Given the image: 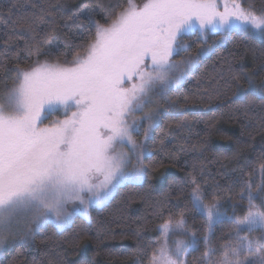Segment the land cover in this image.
<instances>
[{
	"label": "snow or ice",
	"instance_id": "6c2138e0",
	"mask_svg": "<svg viewBox=\"0 0 264 264\" xmlns=\"http://www.w3.org/2000/svg\"><path fill=\"white\" fill-rule=\"evenodd\" d=\"M219 2L125 0L105 7L103 0H95L67 18L75 27L88 24L94 31L76 46L79 51L64 41L69 50L63 53L60 33L67 24L59 23L61 3H32L31 13L24 4L9 7V13L15 8L19 15L10 21L11 31L0 35V40L8 36L0 68L14 73L0 95V249L7 251L18 239L27 243L49 222L63 231L77 211L70 212L69 204L79 202L87 217L90 205L104 206L120 187L143 183L144 160L150 155L147 141L162 118L159 111L145 109L157 97L175 108L177 101L168 98L170 87L190 76L213 51L200 47L192 53L184 37L249 30L264 36V8L257 10L255 0H223V11ZM97 8L104 13L103 22L94 15ZM181 53L187 54L173 59ZM22 59L31 62L20 66ZM12 60L16 66L8 68ZM258 98L264 102V91ZM60 110L64 119L40 126ZM141 127L144 141L138 143L133 134ZM118 147L127 151L117 152ZM259 174L255 190L251 181H242L240 200L246 198L247 207L234 203L231 216L221 211L219 199L205 204V191L189 174L192 209L206 217L208 227L204 251L193 264H264V164ZM242 209L241 218L237 212ZM164 211L161 206L157 215ZM225 220L234 227L228 241L216 248L210 236ZM159 230L162 241L148 257L149 264H189L187 257L200 251L183 215ZM253 232L259 235L251 236ZM218 251L219 259H213ZM144 255L142 249L137 264Z\"/></svg>",
	"mask_w": 264,
	"mask_h": 264
},
{
	"label": "trees",
	"instance_id": "16d2710c",
	"mask_svg": "<svg viewBox=\"0 0 264 264\" xmlns=\"http://www.w3.org/2000/svg\"><path fill=\"white\" fill-rule=\"evenodd\" d=\"M56 2L63 5L59 23L67 24L60 33V51L69 50L66 40L74 46L73 51L81 50L76 46L89 39L87 33L94 27L85 24L78 28L67 18L86 4L94 5L95 0H0V35L11 31L10 21L18 19L15 8L9 13L12 4H24L31 13L32 3L46 6ZM103 2L107 7L125 0ZM255 5L257 10L264 8V0H255ZM94 15L102 21L104 13L97 8ZM4 40H8L7 35L0 40V51ZM30 62L22 59L20 66ZM7 66H16V61ZM13 76L0 68V90L5 83L11 84ZM262 91L264 37L231 33L183 83L168 92V98L177 101L175 108L162 100V118L147 141L150 155L144 160L147 174L143 183L120 187L114 198L92 210L88 219L75 218L63 231L46 226L27 243H13L1 255L0 264H137L142 249L146 250L142 264H149L148 257L162 239L159 225L175 222L181 215L199 240L200 251L187 257L193 264L204 251L208 227L206 218L190 203L192 175L205 191L204 203L219 199L227 212L234 203H245L240 200L242 181L249 180L256 188L259 168L264 164V102L258 98ZM161 206L165 211L159 216ZM233 227L227 220L217 223L211 245L219 248L228 241ZM220 255L218 251L213 259Z\"/></svg>",
	"mask_w": 264,
	"mask_h": 264
},
{
	"label": "rangeland",
	"instance_id": "374dc122",
	"mask_svg": "<svg viewBox=\"0 0 264 264\" xmlns=\"http://www.w3.org/2000/svg\"><path fill=\"white\" fill-rule=\"evenodd\" d=\"M141 3H143V2H141ZM141 3H139V4H141ZM219 10H220V11H223V10H224L223 0H220V2H219ZM233 32H236V33H249V34L256 35V36H258V37H260V38H263V37H264V36H261V35H259V34H257V33H254V32L251 31V30H249V31H245V32H241V31H233ZM233 32L226 33V34H224V35H221V34H219V33L207 32V33H205L203 36H201L198 32H194V33L191 34V35H187V36H185V37H184V40H185V42H187V43H189V44L191 45L190 49H191V48H194L195 46H197L198 48H200V47H208V48H210V49L213 50L215 47H217V46L221 45L222 43H224V41L227 39V37H228L231 33H233ZM198 43H199V44H198ZM194 45H195V46H194ZM186 54H187V53H181L180 55L173 57V59L176 60V61H179V60H180L184 55H186ZM187 78H188V77H186V78H184L182 81H180V82H179V85H180L181 83H183V82L185 81V79H187ZM179 85H178V86H179ZM176 87H177V86H176V84L174 83V84L170 87L169 91H170L171 89L176 88ZM2 94H3V88L0 90V95H2ZM162 100H163V99H162V98H159V97L154 98L153 103L150 104L149 107L145 109V111H148L149 109H155V110L159 111V109H160V104H162V103H161ZM73 110H74V109H73ZM70 114H71V113H69V115H70ZM136 115H137V117H139L140 115H142V113H137ZM62 119H64L63 110H60L59 112H54L52 115H50L46 120L43 121V123H42L40 126H41V127L50 126L51 123H52L53 121H56V120H62ZM152 131H153V130H152ZM151 134H152V133H151ZM133 138H134L138 143L143 142V141H144V128L141 127L138 133H134V134H133ZM120 151H127V148H126V147H124V148L118 147V148H117V152H120ZM146 156H147V154H146ZM259 182H260V174L258 175V180L256 181V185H258ZM253 190H255V188H254ZM244 202H245V203H244V204H241V205L243 206V208H246V207H247V199H246V198L244 199ZM107 203H108V202H107ZM107 203H106V204H107ZM256 203L259 204L260 201H256ZM205 204H206V203H205ZM101 207H103V206L90 205V206L87 208V210H86V211H87V217H85V215L83 214L84 209H83L82 206L79 204V202H76L75 204H69V205H68V210H69L70 212H72L73 209H77V211L74 212V214H73V216H72V221H73L75 218H80V217H81V218H84V219H88V218H89V214H90V212H91L92 210H94V209H99V208H101ZM221 211L225 214V216H231L232 213H233V208L231 207L230 212H227V211H225V208L222 206ZM240 211L242 212V214H241V215H237V216L242 218V216H243V214H244L243 209L240 210ZM205 218H206V217H205ZM206 220H207V219H206ZM71 223H72V222H71ZM47 226H52V227H54V228L57 229V227H56V225H55L54 222H49V223L47 224ZM64 229H65V228H64ZM241 235H242V236H248L249 234H248V233H242ZM258 235H259L258 232H253V233H251V236H258ZM172 239L174 240V239H176V237H173ZM19 241H22V240H19V239H18V240H16V241H14L13 243L15 244L16 242H19ZM161 241H162V239H161ZM13 243H12V244H13ZM12 244H11V245H12ZM11 245H10V246H11ZM10 246H9V248H10ZM9 248H8V249H9ZM8 249H7V250H8ZM5 252H6V251L0 249V257H1V255H2L3 253H5Z\"/></svg>",
	"mask_w": 264,
	"mask_h": 264
}]
</instances>
